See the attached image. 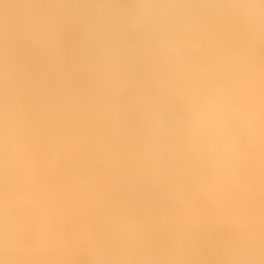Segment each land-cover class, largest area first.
I'll return each instance as SVG.
<instances>
[{
  "label": "bare ground",
  "instance_id": "1",
  "mask_svg": "<svg viewBox=\"0 0 264 264\" xmlns=\"http://www.w3.org/2000/svg\"><path fill=\"white\" fill-rule=\"evenodd\" d=\"M249 3L0 0V264H264Z\"/></svg>",
  "mask_w": 264,
  "mask_h": 264
},
{
  "label": "clouds",
  "instance_id": "2",
  "mask_svg": "<svg viewBox=\"0 0 264 264\" xmlns=\"http://www.w3.org/2000/svg\"><path fill=\"white\" fill-rule=\"evenodd\" d=\"M264 4V0H260ZM244 14L252 19L264 15V9L255 3H249L244 9ZM197 130L207 136L215 137L223 133V115L220 109L214 104H207L200 109L196 117Z\"/></svg>",
  "mask_w": 264,
  "mask_h": 264
}]
</instances>
